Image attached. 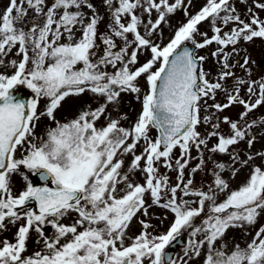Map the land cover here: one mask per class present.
I'll list each match as a JSON object with an SVG mask.
<instances>
[{
  "label": "snow or ice",
  "instance_id": "1",
  "mask_svg": "<svg viewBox=\"0 0 264 264\" xmlns=\"http://www.w3.org/2000/svg\"><path fill=\"white\" fill-rule=\"evenodd\" d=\"M103 2L110 16L103 32V17L91 0H9L0 14V68L13 69L11 74L0 71V234L9 225L16 229L12 240H0V264H191L201 257L200 264H264V224L256 227L264 214V165H253L234 189L224 175L234 178L255 158L264 160V151L241 157L233 148L243 142L250 150L257 140L251 129L264 127V117L248 119L264 106V76L251 79L249 66L256 61L246 49L239 67L249 79L236 77V65L228 63L239 54L241 42L264 40V20L247 7L245 21L234 0H206L194 15L188 14L191 0ZM253 6L264 10L260 0H253ZM138 9L147 21L136 14ZM178 11L186 23L166 44L157 42L161 26ZM206 20L211 37L199 31ZM229 24L224 32L222 26ZM186 42L196 49L218 45L211 53L221 63L217 79L208 78L211 73L203 68L207 58ZM13 49L19 59H9ZM145 53L149 58L141 64L139 56ZM142 77L146 91L139 83ZM228 79L234 80L231 91L225 87ZM19 86L31 90L32 98L16 95ZM217 91L225 92V103L215 102ZM85 94L97 102L95 108L85 102L73 119L57 120L64 102ZM122 95L134 96L141 105L129 127L122 126L127 115L118 111ZM41 100L47 101L43 109ZM109 105L117 118L108 112ZM233 105L243 109L238 119L217 115ZM102 117L105 124L98 127ZM42 118L49 125L40 134ZM202 124L211 129L206 135L198 130ZM213 137L217 143L208 148ZM193 147L201 158L186 179ZM177 148L180 155L174 158ZM204 149L228 155L229 162L213 161L212 182L195 187V173L206 164ZM161 167L177 173L175 184ZM136 172L143 183L131 178ZM17 175L24 186L14 191ZM154 206L173 214L163 233L149 222ZM73 213L72 222L64 223ZM140 216L141 231L129 237ZM249 228L255 230L251 240L243 247L233 242L229 249L224 240L228 230L242 229L248 236ZM181 236L187 237L183 254L174 257L167 249ZM30 239L40 247L26 255Z\"/></svg>",
  "mask_w": 264,
  "mask_h": 264
},
{
  "label": "rangeland",
  "instance_id": "2",
  "mask_svg": "<svg viewBox=\"0 0 264 264\" xmlns=\"http://www.w3.org/2000/svg\"><path fill=\"white\" fill-rule=\"evenodd\" d=\"M47 2L49 4H51L52 0H47ZM91 2L94 3V6L98 10L99 14L103 17V22L99 26L100 31L103 32L105 30V26L107 25V23L110 20V16L108 14L107 7L105 6L103 0H91ZM260 2H264V0H260ZM201 3L205 4L206 0H191V4L188 7V14L194 15L196 12H198L200 9L197 10L196 12L194 11V9H195V7L199 6ZM8 4H9V0H0V14L3 13V11L7 8ZM84 12H86L87 15H89V16H91V14H92L91 11L88 10L87 8L84 9ZM255 12H257L259 14L258 9H256ZM136 14L140 15L142 17V19H144L145 21H147V19H149L147 14L143 12V9H138ZM28 15L32 16L31 10H29ZM155 18H156V13H155V11H153L151 19L154 20ZM260 19L264 20V10H262V17L260 15ZM245 21H247V20H245ZM124 22H127V20H125ZM183 23H186V17L184 15L183 11H181L180 13L170 14L168 17V23L163 24L161 26L162 32H163L162 37H160L159 34H157V42H162V43L166 44L169 41V39L173 36L174 30L176 28H178ZM208 23H210V22L207 21L206 23H204V24L201 23L198 26L199 30H201V33L204 32V31H202V26L206 25ZM217 23H219V22H217ZM169 24L171 25V27H169ZM209 25H211V24H209ZM222 27H223V31L227 32L231 29L232 25L229 24L227 26H222ZM141 31H143V28H141ZM206 33L208 34L209 37H211L213 35L211 28H210V30L206 31ZM76 35L78 37L79 33L77 32ZM197 38L198 37L196 36V39ZM129 39H132L131 35H129ZM97 42L99 43V41H97ZM209 46L211 47V52L215 51L218 47V45L216 43H213ZM236 47L239 50V54L238 55H232L230 57L228 63L238 65L239 63L243 62V57L247 53H250L252 60L256 61L255 64H250V66H249L250 68H252L251 69V79L253 77H254L253 79H258L259 77L264 76V40H261L260 38H256L254 40V42H252V43L241 42ZM245 49L247 50V53L244 51ZM130 51H131V49H130ZM226 51L231 52L232 51L231 47H228L226 49ZM11 58L19 59V57L15 56V49H13V52L9 56V59H11ZM148 58H149V54H147V53L140 55L139 56V62L142 64ZM158 66L159 65H157V67ZM239 68L236 66V68L235 69L233 68L232 71L237 73V70ZM109 70H111V69H109ZM0 71H4V72H7L8 74H11L13 69H11V68H0ZM220 71H221V63L218 62V69L216 70V73L218 74ZM208 72L211 73V70H209ZM242 74L245 75L246 74L245 71H243ZM208 78L210 80H214L213 77L209 76ZM243 78H244V76H242L241 79H243ZM247 78L249 79L248 75H247ZM245 80H247V79H245ZM139 83H140V86L146 91L147 86H146V83H145V80L143 77L140 79ZM233 83H234V81H232L231 79H228L225 82V87L229 91H231L232 87H233ZM240 95L244 99H246V100L248 99V96L245 93V89L241 90ZM46 102H47L46 100L40 101V105H39L40 109L44 108V105L46 104ZM85 102H87L88 105H91L92 108H95L97 106V102L92 98V96L90 94H85L84 96L79 97V98H69L66 102L63 103L62 107L56 112V118L58 115L62 114L61 122H65V121L73 119L78 114V112L86 106ZM215 102H218L221 104L226 102V94L224 91H217L216 96H215ZM212 103H213V100L209 99L208 104H212ZM262 107H264V106H262ZM262 107L255 109L249 115L248 119L253 120V119H258L260 117H264V109ZM140 109H141V105H140V103H138L135 100L134 96L122 95L120 108L118 111L120 113L127 115L126 120H121L122 126L129 127V125L133 121H135V119L137 118V115L140 112ZM240 111H243L241 106L233 105L229 109H226L224 112L217 113V115L221 116V117L230 116L233 119H238V112H240ZM108 112L111 113L113 118H117V111L113 110L111 105H109V107H108ZM205 114H207V113L202 111L201 115H205ZM71 116H73V117H71ZM104 124H105V118L102 117L101 120L98 122L97 126L98 127L103 126ZM48 125H49V121L47 120V118H42V120L40 121V124H39L38 132L40 134H43L46 130V126H48ZM51 126L54 127L55 125L52 124ZM153 130H155V129H153ZM153 130L151 132V135L153 138H155L156 133ZM198 130L201 132L202 135H206L207 132L211 131V129L209 127H207L203 124L199 126ZM221 131L224 133H228L229 132L228 126L221 124ZM251 133L256 135L257 140L250 150L247 148V145L243 142H241L238 145L233 146V148L237 152L240 153L241 157H246L249 154V152L256 153V152L264 151V127L254 126L253 129H251ZM216 143H217L216 138H214V137L210 138L208 141V148H211ZM140 150H141V148L138 147L136 150L137 154H139ZM17 155H19V153ZM179 155H180V149L177 148V149H175V152H174V158L179 157ZM191 155H192V157H194V159L191 160L189 167L187 169H185V178L186 179L189 175V171H190L191 167H194L195 164L198 163L199 159L201 158V156L198 155L195 147L192 148ZM209 156L211 157V159H208ZM203 158L206 160V164L202 170L195 173V177H194V186L195 187L206 186L212 182V180H213L212 171L214 169L213 161L225 162L226 164L229 162V156L228 155H226V154H212V153H209L207 149H204V151H203ZM131 159H132V157L130 155L125 158V170L128 167ZM253 165H264V160H262L259 157L255 158L253 161L250 162L249 166L241 167V171L234 178L230 177L228 172L224 173L225 178L230 180L231 188L234 189L238 185H240L242 182L245 181V179L248 176L250 169ZM159 171L162 174H167L169 176L170 183L175 184L176 176H177V173L175 171H169V170L165 169L164 167H161L159 169ZM14 177L15 178H21L18 175L14 176ZM131 178L134 181L143 183L142 175L140 172H136ZM223 198H224V194H220L219 199H223ZM149 203H150V201H149ZM149 215L151 217L149 222L155 226V232H157V233L165 232L173 220V214L171 212L165 211L164 209L159 208V207H155V206L149 210ZM165 216H167V219L164 218ZM261 216H264V214H262ZM69 218L70 217L66 218L63 222L66 224L70 223ZM139 218H143V217L140 216V217L133 220V222L130 226V229L128 230V236L129 237H134L135 235H137L138 232L141 231V225L138 223ZM263 219H264V217H263ZM161 221H163V222L161 223ZM253 230L254 229H252V228L248 229V231L250 233ZM252 235H253V233L251 235L245 236L244 231L242 229H229L226 236L224 237V240L228 241V248L229 249L232 248L233 242H238L243 247V246H245L248 239L251 240ZM128 242L129 241H126V243H128ZM182 250H183V247H180L178 249L176 257L181 256L183 254ZM33 252H35V251L29 250L27 253L31 254ZM202 259H203V257H201L199 259H194L191 261V264H200V261Z\"/></svg>",
  "mask_w": 264,
  "mask_h": 264
},
{
  "label": "water",
  "instance_id": "3",
  "mask_svg": "<svg viewBox=\"0 0 264 264\" xmlns=\"http://www.w3.org/2000/svg\"><path fill=\"white\" fill-rule=\"evenodd\" d=\"M186 46H188L190 49L194 51L195 46L192 44L187 43ZM29 92L28 89L25 86H19V91L16 92L15 94L18 96H22L26 99H29ZM187 237L186 236H181L180 239H178L167 251L174 256L176 247L178 244H183L186 243Z\"/></svg>",
  "mask_w": 264,
  "mask_h": 264
},
{
  "label": "flooded vegetation",
  "instance_id": "4",
  "mask_svg": "<svg viewBox=\"0 0 264 264\" xmlns=\"http://www.w3.org/2000/svg\"><path fill=\"white\" fill-rule=\"evenodd\" d=\"M34 182L40 183V181H38V179H34ZM13 185H14V191H18L24 186V185H20V184H13ZM13 234H14V231H13L11 225H9V230L0 234V240H3L4 238H8L9 240H12ZM33 244H34V242H33Z\"/></svg>",
  "mask_w": 264,
  "mask_h": 264
}]
</instances>
